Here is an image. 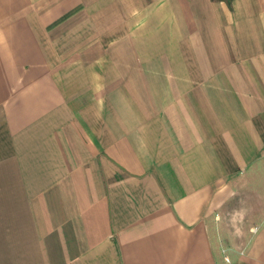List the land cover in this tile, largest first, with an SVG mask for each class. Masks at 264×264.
Instances as JSON below:
<instances>
[{
  "label": "crops",
  "instance_id": "1",
  "mask_svg": "<svg viewBox=\"0 0 264 264\" xmlns=\"http://www.w3.org/2000/svg\"><path fill=\"white\" fill-rule=\"evenodd\" d=\"M0 264H264V0H0Z\"/></svg>",
  "mask_w": 264,
  "mask_h": 264
}]
</instances>
